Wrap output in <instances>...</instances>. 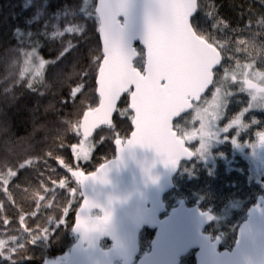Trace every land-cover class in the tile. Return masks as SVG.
<instances>
[{"label":"trees","instance_id":"1","mask_svg":"<svg viewBox=\"0 0 264 264\" xmlns=\"http://www.w3.org/2000/svg\"><path fill=\"white\" fill-rule=\"evenodd\" d=\"M95 3L0 0V264L64 262L76 241L73 218L81 203L72 173L94 172L113 158L116 139L123 143L132 131L133 117L125 96L111 126L86 141L80 137L83 113L98 103L95 78L102 56ZM196 8L193 30L210 38L222 58L213 87L224 73L242 66L264 73V0H197ZM30 58L43 62L42 74L27 72ZM230 92L242 97L233 99L234 105L226 110L227 121L249 105L244 92ZM125 110L127 114L121 115ZM188 116L174 123L179 135L190 131L185 124ZM242 124L249 138L240 131L238 147L250 144L253 132H264V112L245 113ZM82 146H89L87 158L77 157ZM196 146L192 144L191 151ZM203 152H207L205 157L195 155L180 165L163 204L166 212L184 201L211 213L214 221L205 233L212 240L220 239V250L230 251L246 210L264 195V170L257 183L249 162L235 150L232 140ZM21 164L25 166L20 168ZM8 172L17 175L6 176ZM153 235L148 228L140 232V256L149 250ZM100 246L110 245L102 240ZM193 254L184 256L180 264H195Z\"/></svg>","mask_w":264,"mask_h":264},{"label":"water","instance_id":"2","mask_svg":"<svg viewBox=\"0 0 264 264\" xmlns=\"http://www.w3.org/2000/svg\"><path fill=\"white\" fill-rule=\"evenodd\" d=\"M98 2L99 0H96L95 7ZM196 12L197 8L189 17L190 25ZM132 14L134 25L125 36V44L127 45L131 37H135L131 39L132 46L146 52L139 36L145 30L147 0H132ZM98 39L102 56L99 31ZM221 65L222 58L221 64L214 67L213 78ZM97 74L98 71L95 78V93L98 99L96 107L99 106ZM212 86L213 84H210L205 88L199 99L190 100L192 107L185 108L179 115L171 118L172 130L186 150L174 167L166 164L154 147L127 145V141L132 138V132L135 131L134 124L130 123L132 131L119 146L122 151H119L116 145L114 157L102 164L106 165L105 181L89 179L83 184L78 183L81 203L73 218L72 227L76 241L68 250L64 264H180V260L190 252L195 253V264H264V195L246 210V219L239 225L236 241L230 251L220 250V239L212 240L210 235L205 233L206 228L214 221L211 213L201 211L198 206L189 207L184 201H179L173 209L166 212L163 204V198L173 189V179L180 165L193 158L184 140L174 130V123L190 113ZM125 96H128V105L132 117L134 116L129 93H121L108 118L111 123H97L85 136L82 124L84 113L89 111L86 110L78 126L83 141L92 138L101 128L111 126L119 103ZM100 166L94 172H97ZM85 199L95 206L83 210L80 213L82 216L95 220L103 217L105 211L111 214L104 230L85 233L75 229L77 213ZM94 213L97 216H93ZM144 228L152 230L154 235L149 250L140 256L138 236ZM102 240L108 241L110 246L101 248Z\"/></svg>","mask_w":264,"mask_h":264},{"label":"snow or ice","instance_id":"3","mask_svg":"<svg viewBox=\"0 0 264 264\" xmlns=\"http://www.w3.org/2000/svg\"><path fill=\"white\" fill-rule=\"evenodd\" d=\"M195 8L196 0H147L145 30L139 36L146 52H141L132 46L131 39L135 37L125 44V36L134 25L132 0H99L95 7L102 43L97 74L99 106L84 113L82 127L85 136L97 123H111L108 118L116 101L121 93L126 92L130 95V107L135 113L132 118L135 131L127 145L154 147L166 164L173 167L177 164L186 150L172 130L171 118L192 107L190 100L199 99L200 93L215 83L214 67L221 64L220 52L213 42H209L210 38L198 34L189 23ZM17 32L20 34L19 30ZM28 35L31 36V33ZM251 88L249 85V91ZM217 101V107H220L222 100L217 97ZM126 114L127 110L121 113ZM259 137L264 141V134ZM115 143L122 151L119 147L121 140L116 139ZM204 150L206 144L201 145V152ZM24 166L21 164L20 168ZM105 167L101 165L97 172L89 175L83 172H73L72 175L79 184L89 179L104 182ZM5 175L16 176L17 173L8 172ZM64 186L61 182L60 187ZM94 206L91 201L84 200L77 213L76 230L85 233L102 231L108 225L111 214L107 211L95 220L80 214Z\"/></svg>","mask_w":264,"mask_h":264},{"label":"rangeland","instance_id":"4","mask_svg":"<svg viewBox=\"0 0 264 264\" xmlns=\"http://www.w3.org/2000/svg\"><path fill=\"white\" fill-rule=\"evenodd\" d=\"M29 60L26 67L27 72L31 73V75L42 74L44 67H41V62L34 60V58H30ZM249 85L252 86L251 91H249ZM212 87L210 88L212 90L208 98L203 103L197 104V107L195 109L193 108L190 114L188 113L189 116L187 121H185V124L190 130L186 132L189 133L186 136V142H188L190 146L197 143L195 150L192 151V156L198 155L200 157H205L207 152H201L202 144H206V149L213 150V148L222 143V141L224 142V139L233 131L231 140L232 143H234L235 150H237L243 159L249 162L250 172L252 176L255 177L257 183H259L262 176L260 170H264V165L262 166V163L258 159L260 157V152H264V141H261L259 136L260 134H264V132H253L252 142L239 147L236 145V136L243 130V136L249 138L247 134L248 129L242 124V116L245 113L250 111L264 112V91H262L264 90V73L254 70L251 66H242L232 73H224L219 80V84ZM217 89L220 91L217 92ZM241 89H244V91H241ZM230 91L244 92L249 99V105L246 110H243L236 118L227 121L225 120L227 119L225 117L226 110L234 105L233 99H240L242 97H240L238 93L233 97V93ZM217 97L222 100L220 107H217ZM253 97H255V99H253ZM193 125H195L194 129L191 128ZM224 129H227V131L225 132ZM210 134L211 137L209 138ZM88 148L89 146H82L81 149H77V157L85 156ZM246 150L247 153L245 154ZM88 152L89 150L87 153ZM55 264H64V262L60 261Z\"/></svg>","mask_w":264,"mask_h":264},{"label":"flooded vegetation","instance_id":"5","mask_svg":"<svg viewBox=\"0 0 264 264\" xmlns=\"http://www.w3.org/2000/svg\"><path fill=\"white\" fill-rule=\"evenodd\" d=\"M190 114V113H189ZM184 133H186V132H183L182 134H178V136L181 138V139H183L184 140V142L186 143V146H187V148L191 151V148H190V145H188L189 143H187L186 141H187V139H186V136L184 135ZM231 140L232 138H230L229 136H227V138L225 139L226 141H228V140ZM192 151H194V150H192ZM191 151V152H192ZM264 153V152H263ZM262 152H260V157L258 158L260 161H263L264 162V154H263Z\"/></svg>","mask_w":264,"mask_h":264},{"label":"bare ground","instance_id":"6","mask_svg":"<svg viewBox=\"0 0 264 264\" xmlns=\"http://www.w3.org/2000/svg\"><path fill=\"white\" fill-rule=\"evenodd\" d=\"M94 12H95V11H94ZM94 12H93V13H94ZM109 160H111V159H109ZM109 160H107V161H109ZM101 165H102V164H101ZM92 173H93V172H92ZM79 192H80V190H79ZM93 216H94V215H93Z\"/></svg>","mask_w":264,"mask_h":264}]
</instances>
